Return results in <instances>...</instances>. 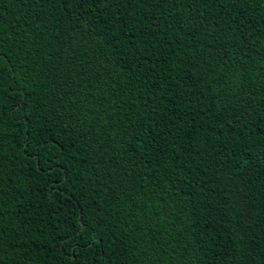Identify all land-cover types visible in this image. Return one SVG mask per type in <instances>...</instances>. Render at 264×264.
Listing matches in <instances>:
<instances>
[{"label":"trees","instance_id":"trees-1","mask_svg":"<svg viewBox=\"0 0 264 264\" xmlns=\"http://www.w3.org/2000/svg\"><path fill=\"white\" fill-rule=\"evenodd\" d=\"M0 264H264V0H0Z\"/></svg>","mask_w":264,"mask_h":264}]
</instances>
